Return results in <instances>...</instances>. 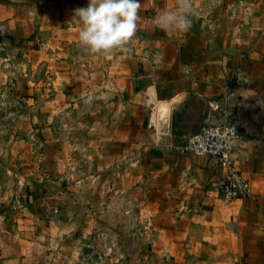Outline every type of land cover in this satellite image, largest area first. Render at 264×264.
I'll return each mask as SVG.
<instances>
[{"label":"crops","instance_id":"1","mask_svg":"<svg viewBox=\"0 0 264 264\" xmlns=\"http://www.w3.org/2000/svg\"><path fill=\"white\" fill-rule=\"evenodd\" d=\"M87 4L0 0V109L20 63L27 62L35 76L51 57L49 47L63 39L84 49L74 9ZM175 4L141 0L136 38L125 52H113L110 66L101 68L99 56L64 49L59 54L67 67L56 69L57 79L52 74L48 84L59 85L67 106L89 94L94 98L81 104L86 109L97 95L112 109L120 103L143 134L140 172L126 186L128 213L145 221L146 257L140 264H264V0H192L187 32L161 30L158 13ZM2 112L0 264H138L102 256L91 262L92 250L110 255L117 244L107 241L106 232H96L104 244H85L74 189L83 181L75 177L71 156L57 148L47 149L50 155L36 152L34 140L42 139L37 134L23 151L17 121L31 127L38 117ZM230 117L244 132L232 154L251 187L244 201L222 198L218 183L226 170L216 157L171 149L204 123Z\"/></svg>","mask_w":264,"mask_h":264},{"label":"rangeland","instance_id":"2","mask_svg":"<svg viewBox=\"0 0 264 264\" xmlns=\"http://www.w3.org/2000/svg\"><path fill=\"white\" fill-rule=\"evenodd\" d=\"M65 40L68 41L67 38ZM65 40L56 43L54 48L49 47L47 52H52L51 57L43 59L44 69L38 71L35 76L30 74L31 68L27 62L19 64L20 75L14 76L18 80L13 82L7 103L5 106L2 103L4 108L2 107L0 112L3 111L5 115L20 110V115L29 113L38 117L37 125L32 124L31 127L29 122L22 118L17 121L18 129L22 131L23 151H27L29 147V138L37 134L42 139L34 140L32 148L37 144L36 152L43 151L50 155L51 151L47 153V149L57 148L59 152L65 151L68 158L71 156V162L76 167L75 177L83 181L74 187L78 192L72 190L77 192L79 199L76 200L80 201L78 205L81 207V213L75 215L82 224L80 234L85 244H104V241H98L96 232H106L104 237L107 241L116 240L117 244L116 250L110 255L95 247L96 250H92L94 253L91 262L96 263L97 258L102 256L111 260L118 257L121 262L134 260L140 264L146 257L142 249L147 248V243L141 235L145 221L137 218L139 215L128 213L131 204L127 200L126 186L133 175L140 172L142 152L145 148L144 136L120 103L116 102L112 109L97 95L92 107L86 109L81 106L84 105L82 100L86 95L79 97L76 106H67L59 85L54 87L48 84L52 74L53 79H57L56 69L65 71L67 67L64 60L66 57L62 56L64 49L71 54L80 50L89 55V58L99 56L98 64L101 68L113 63V53L93 54L85 47L78 48L77 45L65 43ZM121 53L122 51L119 54ZM70 61L74 62L72 59ZM12 68L14 70V67ZM31 107L35 108V111H29ZM23 160L30 163L28 157Z\"/></svg>","mask_w":264,"mask_h":264},{"label":"clouds","instance_id":"3","mask_svg":"<svg viewBox=\"0 0 264 264\" xmlns=\"http://www.w3.org/2000/svg\"><path fill=\"white\" fill-rule=\"evenodd\" d=\"M141 0H88L74 9L79 42L90 53L108 55L126 50L135 37ZM192 0H176L175 8L158 13L155 24L164 31L187 32L192 24Z\"/></svg>","mask_w":264,"mask_h":264},{"label":"built area","instance_id":"4","mask_svg":"<svg viewBox=\"0 0 264 264\" xmlns=\"http://www.w3.org/2000/svg\"><path fill=\"white\" fill-rule=\"evenodd\" d=\"M94 95H87L84 101H91ZM219 110L218 106H213ZM244 138V132L234 118L223 122H206L198 131L185 135L179 142L172 143V150L181 153L210 155L219 160L220 166L226 170L225 177L219 181L218 188L223 199L227 201L247 200L252 196L249 182L243 177L235 164L233 148L236 142ZM108 252L112 247H106Z\"/></svg>","mask_w":264,"mask_h":264},{"label":"water","instance_id":"5","mask_svg":"<svg viewBox=\"0 0 264 264\" xmlns=\"http://www.w3.org/2000/svg\"><path fill=\"white\" fill-rule=\"evenodd\" d=\"M206 112H207V109H205L203 114H202L203 118H206V114H205Z\"/></svg>","mask_w":264,"mask_h":264}]
</instances>
